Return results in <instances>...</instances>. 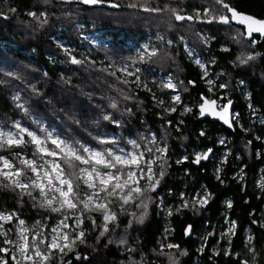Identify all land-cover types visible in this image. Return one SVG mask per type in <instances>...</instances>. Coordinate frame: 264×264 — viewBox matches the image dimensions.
<instances>
[{
  "label": "trees",
  "instance_id": "16d2710c",
  "mask_svg": "<svg viewBox=\"0 0 264 264\" xmlns=\"http://www.w3.org/2000/svg\"><path fill=\"white\" fill-rule=\"evenodd\" d=\"M3 1L0 0V8ZM227 2L238 10L264 17V0ZM10 3L20 10L24 8L26 13L21 14L22 18H13L19 13L7 15V19L0 17V64L4 63L8 67L0 68L3 70L0 71V81H4L0 83V122L8 126L12 121L21 120L24 126L37 128L32 119L15 106L12 95L19 92L21 102H27L26 107L29 108L31 117L57 126L61 133L68 131L77 139L91 141L89 133L96 136L103 131L122 137H128L131 133L130 138H134L144 131L145 134L155 132L158 139L163 136L168 145L169 167L166 176L152 194L153 203L149 205L144 223L133 226L130 231L127 246L134 251L126 252L115 243L105 247V238L96 241L99 229L91 231L90 224L85 221L84 227L89 229L86 240L92 247L78 245L76 251L81 253L82 258L76 260L74 253H69L65 261H71V264H131V256L133 261L143 260V264H168L167 257L158 254L159 245L172 243L179 245L186 254L179 256L177 249L167 250L166 247L163 251L178 256L179 264H243L244 261H248V264H264V187H261L264 183L261 179L264 177V40L260 36H254L258 43L252 46L250 40L246 39L250 52L259 55L255 60L242 65L238 61L234 63L240 50L229 39L230 26L197 25L200 30H209L208 38L211 39L208 44H203L195 33H191L190 27L186 26L182 33L187 41L201 55L215 61L210 67L211 76L219 72L215 87L217 94L209 92L202 78L203 71L187 53L171 51L176 66L170 61H165L164 65L156 59L142 64V72L148 75L146 83L151 89L148 92L142 87L138 88L135 83L125 85L119 79L123 77L132 81L134 78H128L119 72L118 65L124 58L129 60L133 56L132 48H126L125 43L121 42L123 39H119L122 32L125 39L129 38L136 20L133 22L132 18L105 17L101 11L107 10L106 8L87 7L77 0H70L68 3L62 0H48L47 3L45 0H10ZM195 3L186 0V10L193 11L197 7ZM32 10L37 14L46 12L48 22L39 26L37 20L27 15ZM123 10L124 7L108 11ZM59 25L63 27L62 30L58 29ZM103 28L106 29L103 34L110 37V46L104 47L102 44L89 47L90 41H86L82 34ZM237 28L243 31L242 27ZM63 39L64 42H58ZM226 45H229V50L224 51L223 47L226 48ZM64 48L70 49L71 55L85 60V63L72 64ZM164 58L166 59L165 55ZM88 61H95V64ZM109 65L112 67L108 68ZM106 68L108 70L104 71ZM153 68L157 69L152 71L154 73L150 71ZM9 71L18 73L22 79L16 80L5 75ZM112 71H116L115 76L109 74ZM171 72L179 75L183 81L182 103L178 104L175 112L166 113L161 119L157 113L162 112L163 108L153 102L152 94L164 101L163 107L171 106L168 89L158 87L162 83L159 77ZM151 77L155 80L152 81ZM190 80L195 81V84H188ZM239 80L243 81V88L239 85ZM65 81H70V84ZM221 83L228 87L220 89ZM30 84H35L42 95L33 96L27 87ZM121 90L134 98L124 100ZM220 93L228 95V100L234 103L233 111L239 113L240 121L234 120L233 129L225 128L210 119L201 120L198 115L197 106L201 102V95L214 99ZM110 97L118 101L121 111L125 107L132 109L131 116L122 117L123 127L117 128L110 122L99 119L101 109L113 112L114 116L120 118L118 112L108 108ZM184 104L193 106V110L184 112ZM249 104L256 110L258 118L255 122H252ZM65 114L78 120L79 125L72 123ZM165 120H171L172 123L165 124ZM63 124L70 127L65 129ZM200 129H204V135H201ZM220 134L227 136L228 147L232 150L226 159L222 158L221 152L215 153L221 149L217 145V136ZM30 147L15 151L30 153ZM207 149H212L214 158L197 167L194 152ZM2 153L11 155L0 152ZM184 156L188 159L177 164L176 161ZM219 165H222L219 175L223 183L216 179ZM205 187L211 193V199L205 208H186L179 213L175 211L176 206L182 203L181 193L185 197L192 196L199 188L204 191ZM158 194H163L161 205L156 202ZM20 200L17 193L0 188V211H15L29 226H34L37 220L49 224L56 222L58 217L55 214L33 208L27 196L18 203ZM229 200L232 201L231 208L226 203ZM169 208L172 215L167 214ZM227 215L236 222V228L230 233L225 222ZM46 216L50 217L48 221L44 219ZM96 219L99 224V217ZM119 223L120 227H124L127 217L122 216ZM186 225L193 227V235L188 239L184 233ZM247 235L252 236L251 243L247 240ZM2 245L0 240V247ZM93 248L96 250L93 251ZM226 251L228 255L225 254ZM9 255L10 253H0V256L6 258ZM84 255L88 257L86 261L83 259ZM9 264H12L10 260ZM50 264H57L56 259L53 258Z\"/></svg>",
  "mask_w": 264,
  "mask_h": 264
},
{
  "label": "snow or ice",
  "instance_id": "6c2138e0",
  "mask_svg": "<svg viewBox=\"0 0 264 264\" xmlns=\"http://www.w3.org/2000/svg\"><path fill=\"white\" fill-rule=\"evenodd\" d=\"M48 0H45L47 3ZM85 5H102L107 3L112 8H120L121 5L115 0H80ZM219 6V10L217 7ZM129 9L140 8L145 12L163 13L170 12L175 21H193L203 20L209 24L218 23L220 25L231 26L233 24L239 25L243 31H236L233 39L244 38L250 40L252 46H255L258 41L253 38L254 34H259L264 40V17H258L245 11L238 10L227 0H213L211 6H205L203 11L195 10L192 15H182L176 8H171L165 4L163 8L149 7L148 0H143L140 3L130 2L127 4ZM15 8L8 9V12H15ZM27 15L38 21L39 26H43L48 22L46 12L39 14L35 12H28ZM0 17L8 18L7 13L0 11ZM183 40V37L180 38ZM157 40L164 42L162 36H157ZM207 43V39L204 40ZM167 45L173 43L172 40L166 41ZM228 49L225 48L224 51ZM64 51L69 54L72 64H82L85 60L77 59L76 56L71 55V50L64 48ZM185 51L191 57L192 51L185 46ZM161 55V49L150 43H145L137 49L135 57H130L132 65L148 64L153 61V58ZM168 56L169 53H164ZM259 53L249 52L241 54L236 57V61L240 64H247L253 61ZM215 61H213L214 63ZM90 64H95V61H88ZM194 63L203 71V76H207L206 65L199 59L194 58ZM235 63V61H234ZM109 65L108 68H111ZM108 69H104L107 71ZM0 71H3L0 69ZM118 71L124 76H134L133 81L126 78L121 79L122 83L128 85L135 83L136 86L142 87L144 90L151 92L147 83L141 80L139 73L140 67H136L135 71H129V64L123 63L118 68ZM112 76L116 75V71L109 73ZM10 78L21 80V76L13 71L6 72ZM45 75H47L45 73ZM203 78V77H202ZM4 83V81H0ZM70 84V81H65ZM207 83L212 85L213 81L208 80ZM243 83V81H240ZM188 84L194 85L195 81H188ZM183 85V81L174 82L171 76L165 82H162L158 87L172 90L175 94L171 95L170 107H163L164 101L158 100L156 95L152 94L153 102L163 108L162 112L157 115L164 118V114L176 111L175 105L181 104V96L178 88ZM31 90L33 96H41L42 93L35 84L27 85ZM227 84H219L220 89H226ZM186 91V89H183ZM211 87L209 91H211ZM121 95L124 100L133 99V95L124 93L121 90ZM201 102L198 104L199 115L205 114L213 117H218L225 124L232 126L229 119V106L232 101L229 99L227 103L218 104L217 99H210L203 95L200 97ZM12 100L15 106L20 109L25 116L32 119V123L37 125L38 132L29 127L23 126L21 120L12 121L10 125L5 126L0 122V152H7L9 156L0 154V188L12 191L18 194L21 198L27 196L31 201L33 208L46 210L50 214H55L58 219L52 225L50 232L45 234L46 224H41V221L34 222V226L39 225L37 230L31 236V242L26 233L30 230L25 225V220L20 219L18 213L15 211L7 212L0 211V236H4L5 245H13L8 258L0 256V264H50L53 258L56 259L57 264H71V261H65V257L69 253H74L75 259L80 260L81 253L76 251L78 245H89L86 240V234L89 229L85 228V221L90 224L91 231H97L96 241L99 242L101 238H105L108 244L115 243L124 248L126 252H133L134 249L127 246L128 230L134 225L143 224L148 214L149 205L153 203V193L160 186L164 180L167 168L168 145L163 136L158 143L155 134H150L149 137L138 135L137 138L117 136L115 133L101 132L99 135L92 136L91 141H84L72 136L70 132H57L54 128L45 126L41 119L32 118L30 110L26 107V101L21 102L19 92L12 95ZM108 108L119 113V117L114 116L113 112H106L101 109L100 120L110 122L117 128L123 127L122 117L131 116L132 109L125 107L120 110L119 103L114 98H109ZM51 103V101H49ZM99 107V106H97ZM184 112H190L191 108L184 106ZM63 111V110H61ZM72 123L79 125V121L73 117L67 116ZM171 120H165V124H171ZM163 127V126H162ZM247 131V129H245ZM201 135H204L201 132ZM27 137V139L25 138ZM259 139V137H257ZM125 147H121V143ZM223 143V141H221ZM28 146L32 147V156L29 158L22 151L17 152L15 149H26ZM212 149H207L203 153H196L194 162L199 163L202 159H207ZM184 156L176 163L180 164L187 160ZM221 169H216V179L220 180ZM264 181V177L261 178ZM223 183L222 180H220ZM83 186V190H82ZM264 187V183L261 184ZM36 193V195H34ZM180 198L182 203L176 206L175 211L179 213L182 209L189 207V200L185 198V194L181 193ZM211 199V193L204 188V194L199 193L191 197V207L197 210V206L203 207L207 205ZM229 208L232 207V201L226 202ZM168 215H172V210L169 208ZM97 216L100 223L97 224ZM127 217V224L121 229L119 238H115L117 229L120 228V218ZM16 218V231L18 241H11L7 238V231L4 229L5 222H12ZM45 221L50 219L46 216ZM71 221V223H69ZM264 227V225H262ZM235 228V221L231 222V227L228 232H232ZM192 229V225H186L184 229L185 235H188ZM10 231V229L8 230ZM208 235H211L209 233ZM252 237L248 240L251 243ZM177 249L179 256L186 254L185 250L179 248V245L168 243L159 245V255H165L168 259V264H179V257L168 252L165 253L164 248ZM96 249L93 248V251ZM9 247H0V253L9 254ZM203 251V248H201ZM250 251H253L250 249ZM56 254L55 257L53 254ZM226 255L229 253L226 251ZM254 254V253H253ZM86 261L87 255L83 256ZM131 264H143L141 261H133L129 256ZM243 264H248L244 261Z\"/></svg>",
  "mask_w": 264,
  "mask_h": 264
},
{
  "label": "rangeland",
  "instance_id": "374dc122",
  "mask_svg": "<svg viewBox=\"0 0 264 264\" xmlns=\"http://www.w3.org/2000/svg\"><path fill=\"white\" fill-rule=\"evenodd\" d=\"M155 1L158 3L161 0H159V1L155 0ZM191 1H195L196 2L195 4L197 5V10H200L201 12L203 11V8L205 6H211L213 4V0L212 1H209V0H206V1H203V0H191ZM183 4L186 5V0L183 1ZM5 7H7V5ZM195 10H193V11H186L185 15H192ZM217 10H219V8H217ZM101 14L103 16H105V17H110V18H132V21L133 22H135V20H136V22L133 24V25H135V27L134 28L132 27V29L130 30L132 32L130 33L131 35L129 36V38L125 39L126 38L124 36L125 34L122 32L121 38L119 39L120 41L123 39L121 42L125 43L124 45H125L126 48L127 47H131L132 48V50H133V53H132L133 56L132 57H135L136 52H137V49H139L142 44L150 43L151 45H155L157 48L161 49V55H159V56H157V57H155L153 59L159 60L164 65H166V62L165 61H168V62L170 61L174 66H176V61L174 60V57H172L173 55L170 52V50L167 47H164L163 46V43L161 41L157 40V36H162L163 37L164 35H166L169 32L168 31V27H166V26H168L167 23H169L170 20L173 18L171 16V13L170 12H168V13H164L163 12V13H159V14L152 13V14L142 15L141 16L139 13H135L134 10L129 9L127 6L124 5V10L123 11H114V12H112V11H108V10H103V11H101ZM18 17L22 18L23 16L20 13L18 14L17 17L13 16V18H18ZM186 24H188V25H186ZM186 24H185L184 29H183L184 31L186 29V26H189L190 29H191V33H195L196 38L198 37L203 44L205 43L204 40L206 38L207 39V44H208L209 43V40L211 39V38H208L209 30H204V29L203 30H200V29H198V26L197 25H202V26L204 25L206 27H215V26H217L218 23H211V24H209L207 22H204L203 20H197V24L196 23H192V22H186ZM235 26L236 25H234V26L231 25L230 26L231 28L228 30L229 39H230V41L234 45L239 46V50H240L239 55H241V54H247L251 50L250 47H247V44H249L247 42V40L244 39V38H238L239 39V43H238L237 40L233 39V37L236 35V31L237 30L241 31L240 29L237 28L238 26H236V27ZM58 29L59 30H62L63 27L59 25L58 26ZM150 30H152L155 33V34H153L155 37L154 36H152L150 38L147 37L150 34L149 33ZM105 32H106V29L103 28V29H100V30H96L94 32L88 31V33L82 34V36H83V38L86 41H90V44H88L89 47H91V46L96 47V46H99V45H102V44H103L102 46H104V47L106 46L107 47V46H110L109 45L110 44V37L104 35L103 33H105ZM140 34L145 35V37L141 40V43H140V46L139 47H137V48L136 47H133L132 46V43H133V36L132 35H135V38H136ZM59 35H60V33H58V36ZM183 35H184V33H183ZM184 37H185V35H184ZM185 39H186L185 46H187V48L190 49L192 51V54H193L191 56V58L192 59L196 58V54H195L194 50L192 49V47H194V45L190 44L187 41V38L186 37H185ZM64 41H65L64 39L63 40H58V42H61V43L64 42ZM227 46H229V45H226V48H228ZM164 53H169V55L166 56V59L164 58ZM197 53H199V50L198 49H197ZM198 56L199 55L197 54V57ZM199 59L206 65L207 72H208V75L207 76H203V78H204V84L209 85L207 83V81L214 79V82L212 83V85H210L211 89H213L216 86L215 82H217V80L219 79V72H216L215 73V76L212 77L211 76V71L209 70V67L212 65V63L211 62H208V60L206 58H204L203 55H201ZM125 62H127L129 64V71H135V68L136 67H140L141 68V72L139 73L140 78H141L142 81H144L146 83V77L148 75H147V73L142 72V68H143L142 64H140L139 62H137V64L132 65L130 59L129 60H126V58H124L119 63L118 68L120 66H122V64L125 63ZM235 62H237V61L235 60ZM237 65H239V63H237ZM0 68H4L5 69V68H8V67H6V64L2 63V64H0ZM153 70H157V69L156 68H153L152 70L150 69L151 72ZM152 73H154V72H152ZM169 76H171L173 78V81L174 82H177L178 83V82L182 81L180 79L179 75L174 74L173 72L168 73L166 75H162V76L159 77V79L161 80V82H165L168 79ZM127 77L130 78L131 76H127ZM134 79H135V77L133 79H131V80L133 81ZM150 79L152 81L155 80L154 77H151ZM240 81L241 80L238 81L239 82V85L243 88V83H240ZM168 91L170 92V97H171V95L175 94L172 90H169L168 89ZM177 91H179L180 96H181V101H182V87L178 88ZM245 91H247V90H245ZM184 106H187V107L191 108V111L193 110V106H191L189 104L188 105L187 104H184L183 107ZM175 107L177 108L178 107V104L175 105ZM248 110H249V112L251 110V113H252L251 118L253 120L252 122H255V120H257V118H258L257 115H255L256 110L253 109V107L250 104H249ZM236 117H237V115H236ZM261 119L262 118H260L259 120H261ZM235 120L236 121H240V117H237ZM261 122H263V120H261ZM44 123H45V126L49 127L50 129L51 128H54L57 132H60V130H59V128L57 126L49 125L45 121H44ZM62 126L65 129H68L70 127V126H64V124ZM25 127H27V126H25ZM30 129L36 130L38 132V128H30ZM103 132L108 133L107 131H103ZM150 134H155V132H149L148 134H145L144 131H141V135H143L144 137H149ZM134 138H137V137H134ZM156 139H157V142L158 143L161 141V138L158 139L157 136H156ZM120 146L121 147H125V145H124L123 142L121 143ZM196 153H202V151L198 150V151L194 152V154H196ZM229 153L230 154L232 153V150L231 149H230V152ZM2 154H4V153H2ZM24 154L26 156H28L29 158H31V156H32V147H30V153H24ZM214 154L210 157V159H213L214 158V156H215ZM4 155H7V156H9V158H11V155H9V154H4ZM82 190H83V186H82ZM199 190H200V188L198 189V191ZM198 191H196L193 195L199 193L202 196L204 194V191H200V192H198ZM34 195H36V193H34ZM192 196H186L185 198L189 200V207L188 208L193 210V208L191 207V197ZM162 197H163V194H158L157 199H156V202L158 203V205L161 204ZM205 206H203V207L197 206V208H205ZM227 222H228V225L231 227V222L228 219H227ZM17 223H18V221L14 217L12 222H5L4 223V229H5V231H7V238L9 240L19 242L18 241V236H17V231H16V224ZM69 223H71V221H69ZM41 224H46L47 225L45 227V229H44L45 234H47L48 232H50V229H51V227H52L53 224H49L47 222H41ZM134 226H136V225H134ZM24 227H26V228H28L30 230L26 234L29 237V242H31V236L37 230H39V227L40 226L39 225L29 226L28 224L25 223ZM9 229H10V231H8ZM121 229H123V227H120L119 229H117V231L115 233V238H119V236L122 234L121 233ZM131 229L128 230V235H127L128 244H129V236H130ZM0 237H1L0 240L3 242L2 247H9V250H10L9 253H11V251L14 248V246L13 245H5L4 244L5 237L4 236H0ZM248 237L249 236L247 235V240H248ZM167 250H170V249H167ZM171 250H176V249H171ZM55 255L56 254L54 253L53 256H55Z\"/></svg>",
  "mask_w": 264,
  "mask_h": 264
},
{
  "label": "flooded vegetation",
  "instance_id": "af4514ba",
  "mask_svg": "<svg viewBox=\"0 0 264 264\" xmlns=\"http://www.w3.org/2000/svg\"><path fill=\"white\" fill-rule=\"evenodd\" d=\"M79 3H81L80 2V0H77ZM157 1H159V0H157ZM183 1L184 0H161V1H159L158 3L155 1V0H149L148 1V6L149 7H160V8H163L164 6H165V4H167V5H169V7H171V8H176L179 12H180V14H182V15H185V13H186V5L185 4H183ZM115 2H117V3H119L120 5H121V7H120V9L122 8V7H124V5L125 6H127V4L128 3H130V2H136V0H115ZM139 2L140 3H143V0H139ZM4 3V4H3ZM3 3H2V5H1V8H0V11L2 10V11H4V12H6L7 13V15H14V14H18V13H20V14H25L26 12H24L25 10H24V8H21V10H20V8L18 7V6H15V5H13V4H11L10 3V0H4L3 1ZM82 5H84L83 3H81ZM7 5V7H5ZM84 6H86V5H84ZM197 6V5H196ZM88 7V6H87ZM10 8H15L16 9V11L15 12H8V9H10ZM103 8V7H102ZM107 10H111V9H118V8H106ZM195 9L197 10V7H195ZM194 9V10H195ZM131 10H134L135 11V13H139L141 16L142 15H148V14H152L151 12H145V11H143L142 9H140L139 7L138 8H136V9H131ZM29 12H35V11H29ZM36 13V12H35ZM164 13H168L167 11H165ZM186 22H192V23H196L197 24V20H193V21H187V20H184V21H175L174 20V18H172L171 20H170V22L169 23H167L168 24V26H166V27H168V33L166 34V35H164L163 36V39H164V42H163V46L164 47H167L171 52H177V53H179L180 54V52H185V53H187L186 51H185V43H186V39H185V37H184V35H183V29H184V26H185V24H186ZM149 36H147V37H152V36H154L153 34H155L152 30H150L149 31ZM139 36V37H138ZM136 38H135V35H133V43H132V46L133 47H139L140 46V43H141V40L145 37V35H142V34H140V35H138ZM155 37V36H154ZM181 37H183V40H181L180 38ZM208 37H209V35H208ZM167 40H172L173 41V43L169 46V45H167V43H166V41ZM192 49L194 50V52H195V54H196V57H197V54L199 55L198 57L200 58V56H201V53L199 52V53H197V48L196 47H192ZM223 49H225V47H223ZM228 50H229V48H227ZM188 54V53H187ZM189 56V55H188ZM204 56V55H203ZM190 57V56H189ZM204 58H206L207 60H208V62H211L212 63V65L214 64L213 62H212V60L211 59H208V57H206V56H204ZM213 58V57H212ZM190 59H192L191 57H190ZM214 59V58H213ZM193 61H194V59H192ZM209 70L210 71H212V68L211 67H209ZM213 77V76H212ZM211 81H213L214 82V79H212ZM215 84H217L216 82H215ZM207 87H208V90H209V88H210V85H207ZM216 87V86H215ZM215 87L211 90V91H209V92H211L213 95L214 94H217V92H216V89H215ZM209 98V97H208ZM228 95H225L224 93H220L216 98H214V99H217L218 100V104H224V103H227V101H228ZM210 99H212V98H210ZM233 110H234V107H233ZM198 113H199V111H198ZM199 115V114H198ZM236 115H237V117H239V113L237 112V111H233V117L236 119L237 117H236ZM200 116V115H199ZM224 134H220V135H218L217 136V139H219V137L220 136H223ZM217 152V151H216ZM215 152V153H216ZM215 155V154H214ZM211 160V159H210ZM202 163H206V162H204V161H200L199 163H196V166L197 167H200L201 165H202ZM208 163V162H207Z\"/></svg>",
  "mask_w": 264,
  "mask_h": 264
},
{
  "label": "water",
  "instance_id": "95a60500",
  "mask_svg": "<svg viewBox=\"0 0 264 264\" xmlns=\"http://www.w3.org/2000/svg\"><path fill=\"white\" fill-rule=\"evenodd\" d=\"M63 2H70V0H62ZM85 5V4H84ZM88 7H103V8H111L107 3L105 4H102V5H86ZM236 25V24H234ZM238 27H240L239 25H236ZM254 36H259V34H254ZM253 36V37H254ZM204 96V95H203ZM207 97V96H205ZM208 98V97H207ZM233 107H234V103L232 102V104L229 106V119L230 121L232 122V126L230 127L229 125L225 124L223 121H221L218 117H213L211 115H208V114H205L204 116H200V119L201 120H204V119H210L211 121H214V122H219L222 126H224L225 128H228V129H233L234 127V117H233ZM199 111V110H198ZM213 155V151H211V153H209L208 155V158L207 159H202V161L204 162H208L210 160V157ZM198 166V165H197ZM193 235V227L190 231V233L188 235H185V237L188 239L190 238L191 236Z\"/></svg>",
  "mask_w": 264,
  "mask_h": 264
},
{
  "label": "built area",
  "instance_id": "2783aa9c",
  "mask_svg": "<svg viewBox=\"0 0 264 264\" xmlns=\"http://www.w3.org/2000/svg\"><path fill=\"white\" fill-rule=\"evenodd\" d=\"M199 114V113H198ZM234 120H235V118H234ZM203 130L204 129H200V133L201 132H203ZM221 141H223V143H221ZM228 143H229V140H228V138H227V136H225V135H223V136H220L219 137V139H218V141H217V145L218 146H220L221 147V149H220V151H217L216 153H218L219 152V154H220V152H221V156H222V158H224V159H226V157L230 154L229 152H230V148L228 147ZM198 151V150H197ZM200 151H202V150H200ZM207 151V150H206ZM203 152H205V151H202V153ZM214 154V153H213ZM237 157H240V155H237ZM218 168H222V165H219L218 166ZM221 172V171H220ZM242 176H244V175H242ZM198 192H200V190L198 191ZM161 204H162V202H161ZM160 204V205H161ZM20 218V217H19ZM21 219V218H20ZM227 219L230 221V222H232V221H234V220H231L230 219V217H229V215H227L226 216V225H227V228L229 229L230 228V226L228 225V222H227ZM235 228H236V222H235ZM248 236H251V235H248Z\"/></svg>",
  "mask_w": 264,
  "mask_h": 264
}]
</instances>
